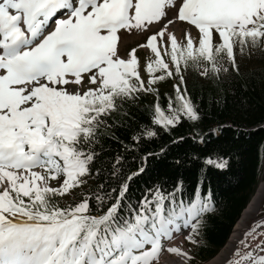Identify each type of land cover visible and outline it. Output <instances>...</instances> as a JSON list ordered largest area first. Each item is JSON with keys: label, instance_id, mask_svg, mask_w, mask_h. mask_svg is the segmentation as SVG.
Instances as JSON below:
<instances>
[{"label": "snow or ice", "instance_id": "obj_1", "mask_svg": "<svg viewBox=\"0 0 264 264\" xmlns=\"http://www.w3.org/2000/svg\"><path fill=\"white\" fill-rule=\"evenodd\" d=\"M176 20L184 22L179 36ZM133 29L145 32L143 58L118 47L121 30ZM246 50L264 51V0H0V264H159L164 248L193 264L189 250L165 241L175 232L202 244L207 217L219 212L211 190L198 181L189 194L178 178L133 201L130 187L149 157L167 153L168 145L144 151L145 142L205 120L185 74L194 65L219 81L239 72L236 52ZM166 79L167 110L155 87ZM151 96L152 126L117 136V116ZM104 138L120 151L104 156ZM192 138L203 141L199 132ZM230 159L202 164L226 170ZM101 172L95 193L58 199ZM246 237L219 264H264V231Z\"/></svg>", "mask_w": 264, "mask_h": 264}, {"label": "trees", "instance_id": "obj_2", "mask_svg": "<svg viewBox=\"0 0 264 264\" xmlns=\"http://www.w3.org/2000/svg\"><path fill=\"white\" fill-rule=\"evenodd\" d=\"M245 54L249 57L247 51ZM260 56V61L253 66L237 62L239 72L231 71L230 75L221 76L216 82L201 77L193 65L186 74V88L203 110L204 122L194 129L184 121L171 136L162 134L151 144L145 142L144 151L168 145L167 153L158 159L149 157L146 172L131 183L133 201L145 188L157 182L171 186L178 178L183 180L189 194L198 181L202 182L204 190H211L219 212L207 217L203 242L192 251L193 261L197 264L208 262L224 247L241 213L264 179V51ZM156 88L160 93L159 103L167 110L168 97L173 95L171 84L166 79L158 82ZM155 100L156 97L151 96L126 108L127 115L117 116L124 126L112 130L126 140L131 129L141 124L152 126L148 104ZM219 125L225 127L220 129ZM213 127L217 128L219 137L212 133ZM197 132L203 136V141L196 142L192 138ZM176 136L185 139L169 145ZM103 143L108 149L104 156L110 157L120 151L116 141L104 138ZM226 153L231 156L230 167L226 170L202 164L204 157L215 158ZM193 155L196 159H192ZM176 158L181 160L178 165L174 164ZM129 168L135 170L136 161L129 160ZM88 179V184L81 187L83 191L78 192L79 200L97 191L104 182V174L101 172ZM95 203V199L90 198V206L94 207ZM259 203L258 213L263 215L264 197Z\"/></svg>", "mask_w": 264, "mask_h": 264}, {"label": "bare ground", "instance_id": "obj_3", "mask_svg": "<svg viewBox=\"0 0 264 264\" xmlns=\"http://www.w3.org/2000/svg\"><path fill=\"white\" fill-rule=\"evenodd\" d=\"M178 22V20L174 21L175 34L177 36H179L181 33V30H179L180 28L178 29ZM172 27V25H169V28ZM263 194L264 181L259 184L256 192L251 197L246 208L241 213L224 247L218 252V254L214 258L204 264H219V262L229 253L230 250L234 251V246L237 244L238 240L247 238L246 233H250L253 230L256 233L264 231V218L262 220H255L250 226L247 225L248 220L251 219V217L257 212L259 202ZM173 237L174 239H172L171 241H165V244L169 246L183 247L186 250L184 236L174 232ZM159 264H183V260L181 257H178L173 253L167 252L166 248H164L161 250L160 253Z\"/></svg>", "mask_w": 264, "mask_h": 264}, {"label": "rangeland", "instance_id": "obj_4", "mask_svg": "<svg viewBox=\"0 0 264 264\" xmlns=\"http://www.w3.org/2000/svg\"><path fill=\"white\" fill-rule=\"evenodd\" d=\"M183 23L184 22H181V21L178 22V29L180 28L179 30H181ZM145 44H146V38H145L144 30L133 29L131 32H128L127 30H121V32L118 34V47L120 48V50L122 52L127 50L129 52V54H131L133 52V50H135V53H137L139 57L143 58L145 56V48H143V47H145ZM246 51H245V53H246ZM261 51L262 50H253L251 53H248L249 57H247L245 53L240 54L237 51L236 52V61L242 63L243 65L245 64V65L253 66L256 63H258V61H260V58H261L260 52ZM148 54L152 55L150 50H148ZM157 74H159V73H157ZM155 87H157V85H155ZM262 181H264V179ZM79 191H81L80 188L70 189L69 193H66L64 197H59L61 203L62 204L65 203V197L68 198L67 203H69V204L73 203V202H79L78 201L79 199L77 198ZM71 193H75L76 195L72 196V195H70ZM261 199H263V197H261ZM261 199H260V201H261ZM259 206H260V203H259ZM258 210H259V207L257 209V212L251 217V219L248 220V222H247L248 226L252 225L255 220H262L264 218V214L263 215L259 214ZM184 242H185L186 250H189L192 253L194 247L192 245H190L189 242L187 240H185V238H184ZM193 264H197V263H195V261H193Z\"/></svg>", "mask_w": 264, "mask_h": 264}, {"label": "water", "instance_id": "obj_5", "mask_svg": "<svg viewBox=\"0 0 264 264\" xmlns=\"http://www.w3.org/2000/svg\"><path fill=\"white\" fill-rule=\"evenodd\" d=\"M263 196H264V194H263ZM263 196H262V197H263Z\"/></svg>", "mask_w": 264, "mask_h": 264}]
</instances>
